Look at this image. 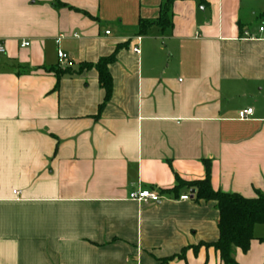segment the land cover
I'll use <instances>...</instances> for the list:
<instances>
[{
  "label": "crops",
  "instance_id": "crops-1",
  "mask_svg": "<svg viewBox=\"0 0 264 264\" xmlns=\"http://www.w3.org/2000/svg\"><path fill=\"white\" fill-rule=\"evenodd\" d=\"M166 2L0 0V264H223L217 203L166 191L210 164L215 191L264 195V0H173L162 28ZM114 54L96 118L78 71ZM254 236L237 264H264Z\"/></svg>",
  "mask_w": 264,
  "mask_h": 264
},
{
  "label": "trees",
  "instance_id": "trees-1",
  "mask_svg": "<svg viewBox=\"0 0 264 264\" xmlns=\"http://www.w3.org/2000/svg\"><path fill=\"white\" fill-rule=\"evenodd\" d=\"M173 0H167L162 9V16L159 20L162 28L172 26L170 11ZM150 25V24H149ZM142 24V33L149 26ZM116 55L101 59L95 65H82L78 74L85 70L95 68L99 74L100 87L105 91L104 103L100 106V117L103 108L110 102L113 92V80L109 71V66L114 63ZM58 79V83L65 75L70 74L68 70H52ZM178 187L171 191V194L178 195L183 188L191 191L196 202H216L220 214L219 219V240L212 245H205L207 248L213 247L220 254L223 264H237L235 260L236 250H241L244 254L250 250L252 241L255 240L254 232L256 226H264V195L259 194L255 199H247L238 194H225L215 191L211 182V167L207 164L206 178L202 181L184 182L178 179ZM264 244V237L259 239Z\"/></svg>",
  "mask_w": 264,
  "mask_h": 264
},
{
  "label": "built area",
  "instance_id": "built-area-1",
  "mask_svg": "<svg viewBox=\"0 0 264 264\" xmlns=\"http://www.w3.org/2000/svg\"><path fill=\"white\" fill-rule=\"evenodd\" d=\"M261 31H263V28H261ZM109 34H110V32L106 33V35H109ZM138 41H140V39H138ZM25 46L27 47V46H29V44H25L24 47ZM4 52H5V49L1 46L0 47V53H4ZM133 52L136 55H139L140 54L139 47L138 46L134 47ZM58 57H59V60L61 62H65L68 58L62 52H59ZM253 113H254L253 109L244 110V111L239 113V119L240 120H246L249 117H251L253 115ZM130 199L133 201H137L139 203H144V204H157V203H160L162 201L163 197L154 191L144 190V189L140 188L138 191H136L130 195ZM178 200L182 201V202L183 201H189L190 197L188 195L187 196H181Z\"/></svg>",
  "mask_w": 264,
  "mask_h": 264
}]
</instances>
